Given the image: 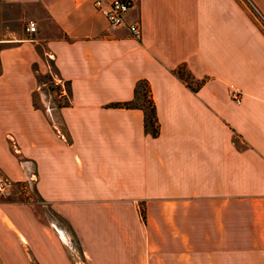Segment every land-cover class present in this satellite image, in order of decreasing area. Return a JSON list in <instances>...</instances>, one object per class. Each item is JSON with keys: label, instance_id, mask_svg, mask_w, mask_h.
Returning <instances> with one entry per match:
<instances>
[{"label": "crops", "instance_id": "1", "mask_svg": "<svg viewBox=\"0 0 264 264\" xmlns=\"http://www.w3.org/2000/svg\"><path fill=\"white\" fill-rule=\"evenodd\" d=\"M131 2L137 37L91 0H0V171L65 225L1 202L0 264H71L63 234L73 264H264V30L234 0ZM140 79L155 137L109 106Z\"/></svg>", "mask_w": 264, "mask_h": 264}, {"label": "rangeland", "instance_id": "2", "mask_svg": "<svg viewBox=\"0 0 264 264\" xmlns=\"http://www.w3.org/2000/svg\"><path fill=\"white\" fill-rule=\"evenodd\" d=\"M234 2L238 6H240L244 12H246V15L248 16L249 20L252 21V23H254L255 25H257L254 22V19L251 17L249 11L245 7L244 8L242 7L243 5L241 4V2L238 1V0H234ZM177 72H178V74L180 76L185 78L186 81H190L191 82V80L189 79L188 72L184 68L178 67ZM40 80L41 81H45V83H48V79H45L44 77L43 78L41 77ZM230 86H232V85H229V88H230ZM232 87L235 88L234 86H232ZM236 90L239 92V96H240V91L238 89H236ZM36 98H37V95H36ZM36 98L34 97V100H36ZM229 98H230V96H229ZM55 99L58 100L59 103L64 102L62 99H59V98H55ZM230 100L233 101L231 98H230ZM39 104H40V106H42V105L43 106L44 105H46V106H50L51 105L52 106L53 105L52 101H50V100H48V101L46 100L45 104L40 101ZM0 176L4 177V175H3V173L1 171H0ZM9 183H10V185L8 187V190H6L4 193L0 194V203L1 202H13V203H29V204H32L34 211L36 212V214L38 216H40V218L42 220L51 223L53 226H55L57 229H59V231H62V229L65 230V228H64L65 225L62 222V220L59 217H57L48 208V205H46L43 201H41L36 196L31 183H25L24 182L25 183V184L23 183L24 187L21 184H19L20 182L18 183V182H10L9 181ZM63 235H64V237H62V239L66 243L68 254H70V256H71L70 257V261H71V264H73L74 261H78L79 260V258L77 257L78 256V251H76V249L74 248L73 244L71 243L70 235H68V234L67 235L63 234Z\"/></svg>", "mask_w": 264, "mask_h": 264}, {"label": "built area", "instance_id": "3", "mask_svg": "<svg viewBox=\"0 0 264 264\" xmlns=\"http://www.w3.org/2000/svg\"><path fill=\"white\" fill-rule=\"evenodd\" d=\"M249 11L251 17L260 24L264 30V17L255 8L250 0H238ZM92 5L101 11L107 22L112 26L126 25L130 34L134 37L139 35V28L135 23L126 24L124 21L125 13L130 8L131 0H91ZM24 29L27 33L35 32V23L32 20H28L25 23ZM229 96L235 102L239 103V92L230 86ZM9 185L8 179L0 176V194L4 193Z\"/></svg>", "mask_w": 264, "mask_h": 264}, {"label": "trees", "instance_id": "4", "mask_svg": "<svg viewBox=\"0 0 264 264\" xmlns=\"http://www.w3.org/2000/svg\"><path fill=\"white\" fill-rule=\"evenodd\" d=\"M178 77L186 82L185 78L180 76L176 71ZM111 107L121 108H138L143 113V128L150 136L155 137L158 133V123L155 115V109L149 85L146 80L140 79L135 82L132 90V97L129 100L110 103ZM141 217L143 218L142 213Z\"/></svg>", "mask_w": 264, "mask_h": 264}]
</instances>
